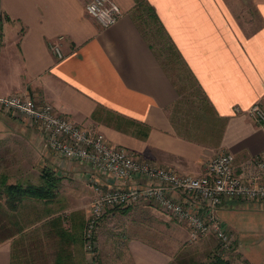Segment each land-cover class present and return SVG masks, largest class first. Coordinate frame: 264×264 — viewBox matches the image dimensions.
Segmentation results:
<instances>
[{
    "label": "crops",
    "instance_id": "obj_1",
    "mask_svg": "<svg viewBox=\"0 0 264 264\" xmlns=\"http://www.w3.org/2000/svg\"><path fill=\"white\" fill-rule=\"evenodd\" d=\"M87 1L0 0V96L48 102L110 143L181 173L202 174L209 158L230 151L236 171L247 175V159L264 151V131L247 113L255 102L264 107V0L247 2L259 17L253 30L238 17L246 14V0H144L167 41L155 33L151 40L140 26L133 13L139 1L115 0L122 14L103 28L86 12ZM172 45L204 95L195 107L208 103L211 116L202 123L177 109L184 94L167 63ZM94 172L51 151L36 124L0 110V175L6 183L42 188L14 207L0 188V264H89L82 229ZM96 180L103 189L122 184L102 173ZM129 207L164 214L148 201ZM217 208L230 245L201 236L185 247L192 251L182 262L220 254L235 264H264V201L224 198ZM126 239V254H115L120 262L175 260L170 249Z\"/></svg>",
    "mask_w": 264,
    "mask_h": 264
},
{
    "label": "built area",
    "instance_id": "obj_2",
    "mask_svg": "<svg viewBox=\"0 0 264 264\" xmlns=\"http://www.w3.org/2000/svg\"><path fill=\"white\" fill-rule=\"evenodd\" d=\"M84 8L102 28L116 22L122 14L115 0H88ZM52 49L59 57L63 56L58 43H53ZM0 110L13 112L28 123L36 124L51 151L85 162L95 171L91 175L96 181L94 197L82 229V244L88 253L95 246L97 223L109 208L148 201L184 223L189 241L214 233L222 246H229L232 234L219 219L218 205L224 198L264 201V178H261L264 151L247 159L251 166L247 175L246 169L236 171L235 156L230 151L215 154L205 162L202 174L193 175L139 157L125 146L111 145L102 132L74 122L58 113L52 104L38 102L28 94L0 96ZM247 113L264 131V107L255 102ZM97 173L115 182L121 179L122 184L103 189L96 180Z\"/></svg>",
    "mask_w": 264,
    "mask_h": 264
},
{
    "label": "rangeland",
    "instance_id": "obj_3",
    "mask_svg": "<svg viewBox=\"0 0 264 264\" xmlns=\"http://www.w3.org/2000/svg\"><path fill=\"white\" fill-rule=\"evenodd\" d=\"M247 2L248 0H246V14L242 16L238 14V17L241 21H246V26L249 27L248 30H253L259 25V17L253 6ZM133 13L140 26L146 31V34L151 40L150 33H155L161 34L162 40L167 41L165 35L162 36V30H158L157 22L149 15V11L144 8V4H139V6L135 5ZM166 46H168V43H166ZM161 51H163V49H161ZM170 55L171 61H168L169 58L167 59L171 71L170 74L176 80L177 84L183 88L182 92L184 94L181 95L182 99H180L177 109H180V115L190 114L194 122L200 120L202 123L207 116H211L208 110V103L204 99L202 103H204V101L206 102L205 108L195 107L197 101L202 99L204 95L185 63L178 57L173 45L171 46ZM164 61L166 62L165 59ZM102 134L106 138L105 134ZM41 136L43 139L42 133ZM110 144L114 145L112 143ZM118 181H121V179ZM112 211H117L115 216H110L109 212ZM209 234L212 233H207L205 235ZM132 236L148 240L159 248L166 250L170 249L172 252H175V260L172 264H182V259L186 257L185 255L192 251L191 248L185 247L188 243H193L197 240L189 241L188 228L185 227L184 223L179 222L169 214H163L151 208L139 209L138 207L132 208L129 206L113 207L109 208L100 217L97 223L94 231L95 246L93 251L89 252L91 258L89 264H97L98 262L99 264H126V262H120L122 258L117 259L115 254H126V238ZM95 261H97V263H95Z\"/></svg>",
    "mask_w": 264,
    "mask_h": 264
},
{
    "label": "trees",
    "instance_id": "obj_4",
    "mask_svg": "<svg viewBox=\"0 0 264 264\" xmlns=\"http://www.w3.org/2000/svg\"><path fill=\"white\" fill-rule=\"evenodd\" d=\"M139 1L141 4H144V8L149 11V14L156 17V13L153 7L147 1ZM0 188L3 189L6 201L11 207H14L16 203L25 195H38L40 194L42 188L34 184L23 185L21 183H6L5 176L0 175ZM1 194V193H0ZM171 264V263H170ZM182 264H235L230 259L225 258L220 254H213L210 258L206 260H192L186 261ZM239 264H249L247 261Z\"/></svg>",
    "mask_w": 264,
    "mask_h": 264
}]
</instances>
